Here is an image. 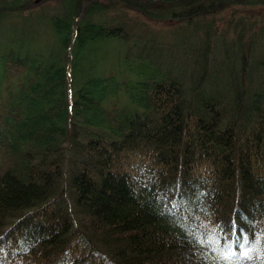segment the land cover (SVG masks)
<instances>
[{
  "label": "trees",
  "instance_id": "1",
  "mask_svg": "<svg viewBox=\"0 0 264 264\" xmlns=\"http://www.w3.org/2000/svg\"><path fill=\"white\" fill-rule=\"evenodd\" d=\"M260 8L0 0V264H264Z\"/></svg>",
  "mask_w": 264,
  "mask_h": 264
},
{
  "label": "rangeland",
  "instance_id": "2",
  "mask_svg": "<svg viewBox=\"0 0 264 264\" xmlns=\"http://www.w3.org/2000/svg\"><path fill=\"white\" fill-rule=\"evenodd\" d=\"M243 10H249V9H243ZM226 12H227V10L221 11L219 13V15H217V16H219L222 19V17L224 18V16L226 15L225 14ZM261 12L264 13V8L254 9V13H257V16H259V14ZM140 19H141V21H140V23H138V25L144 26L145 32L154 31V32H156V35H154V36H156L159 40H162L164 42L169 40V34H168L169 31H167V30H168V27H171L174 24L172 21L148 20L142 16ZM131 43L133 44V40L132 41L130 40L128 42V45L123 43L122 41H111V42H105L104 45H102V46H104L105 51H107V53L109 52L111 55H112V53L120 54L126 48H127V51L129 50V51H133V52L140 53V54H150L149 52H141L143 49L149 50V47L144 46V45L141 46L142 44H144V42L141 43L140 39H138V41H136V45L134 42V46H132ZM169 50H172V49L164 47L163 52L165 54H168L166 51H169ZM178 50H181V48H179ZM177 52H179V51H177ZM182 58H183V49L176 55V58H175V63H176L177 69H178V67L183 68ZM166 64H168V63H166Z\"/></svg>",
  "mask_w": 264,
  "mask_h": 264
}]
</instances>
